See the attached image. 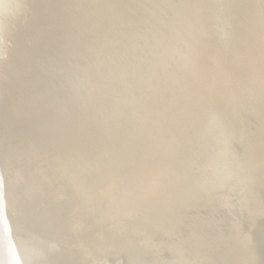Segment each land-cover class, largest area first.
Segmentation results:
<instances>
[{
    "label": "bare ground",
    "instance_id": "bare-ground-1",
    "mask_svg": "<svg viewBox=\"0 0 264 264\" xmlns=\"http://www.w3.org/2000/svg\"><path fill=\"white\" fill-rule=\"evenodd\" d=\"M0 264H264V0H0Z\"/></svg>",
    "mask_w": 264,
    "mask_h": 264
}]
</instances>
